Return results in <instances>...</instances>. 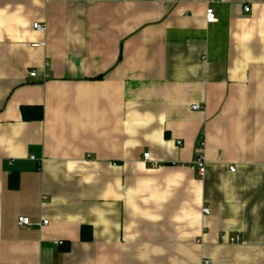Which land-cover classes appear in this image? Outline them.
<instances>
[{
  "label": "crops",
  "instance_id": "1",
  "mask_svg": "<svg viewBox=\"0 0 264 264\" xmlns=\"http://www.w3.org/2000/svg\"><path fill=\"white\" fill-rule=\"evenodd\" d=\"M0 264H264V0H0Z\"/></svg>",
  "mask_w": 264,
  "mask_h": 264
},
{
  "label": "built area",
  "instance_id": "2",
  "mask_svg": "<svg viewBox=\"0 0 264 264\" xmlns=\"http://www.w3.org/2000/svg\"><path fill=\"white\" fill-rule=\"evenodd\" d=\"M249 9H250V7L249 6H247V7H245V10L246 11H249ZM206 19H207V22L208 23H213V22H215L216 21V16H215V12H214V9H212V8H208L207 9V14H206ZM33 28L36 30V31H39V32H44L45 31V29H46V27H45V25H43V24H41V23H39V22H36V23H34L33 24ZM34 46H39V44H35ZM36 75V72L35 71H32L31 73H30V76H35ZM192 108L193 109H200L201 108V105H199V104H194L193 106H192ZM181 143V141H178V144H180ZM199 145L201 146L200 148H202L203 147V145H204V141L201 139L200 141H199ZM143 158H144V161H151L152 159H151V156H150V153H148V152H146L145 154H143ZM196 165H197V167H198V173L201 175V176H204L205 175V171H206V167H205V163H204V161H203V157L202 156H200L198 159H197V161H196ZM157 167H161V165H156ZM204 212H206L207 213V209H205L204 210ZM45 224H47V221L45 220V221H43ZM31 222H30V219L28 218V217H25V216H21V217H19L18 218V224L20 225V226H25V225H29ZM223 237V239H226L228 242H230V243H235V242H237V241H239V239L241 238V237H239V236H231V237H227L226 235H222ZM208 262V261H207ZM207 262H205V263H207Z\"/></svg>",
  "mask_w": 264,
  "mask_h": 264
},
{
  "label": "trees",
  "instance_id": "3",
  "mask_svg": "<svg viewBox=\"0 0 264 264\" xmlns=\"http://www.w3.org/2000/svg\"><path fill=\"white\" fill-rule=\"evenodd\" d=\"M22 117L24 120H40L43 117V111L41 106H24L22 107ZM81 239L87 241L91 239V228L89 226L83 225L81 228Z\"/></svg>",
  "mask_w": 264,
  "mask_h": 264
}]
</instances>
